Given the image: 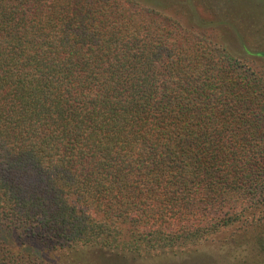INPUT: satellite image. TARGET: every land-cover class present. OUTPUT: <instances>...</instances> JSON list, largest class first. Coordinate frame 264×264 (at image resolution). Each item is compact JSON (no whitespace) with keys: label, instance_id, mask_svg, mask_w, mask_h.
I'll use <instances>...</instances> for the list:
<instances>
[{"label":"trees","instance_id":"trees-1","mask_svg":"<svg viewBox=\"0 0 264 264\" xmlns=\"http://www.w3.org/2000/svg\"><path fill=\"white\" fill-rule=\"evenodd\" d=\"M233 2L240 49L143 0H0V264L264 228V0Z\"/></svg>","mask_w":264,"mask_h":264},{"label":"rangeland","instance_id":"rangeland-1","mask_svg":"<svg viewBox=\"0 0 264 264\" xmlns=\"http://www.w3.org/2000/svg\"><path fill=\"white\" fill-rule=\"evenodd\" d=\"M186 2V0H143L144 4L174 14L183 21L188 22L189 18H193L192 24L197 29H200L199 24L205 22L204 19L208 20L206 22H212L204 29L223 37L229 43L234 42V47L240 49L238 38L233 35L234 32L227 33L225 28L229 27L222 25L224 21H228L238 28L239 24L244 23L241 20L243 15L238 9L233 13L235 19L226 16L229 9L237 8L233 0H203L200 3L191 0V4ZM220 21L222 23H219ZM231 24L229 25L233 27ZM251 50L264 52V48L255 47ZM249 57L252 64L264 74V57L255 55ZM61 259L66 264H264V228L255 230L246 224H241L227 229L197 247L179 249L176 252L159 251L141 255L85 247L71 252L68 250Z\"/></svg>","mask_w":264,"mask_h":264}]
</instances>
